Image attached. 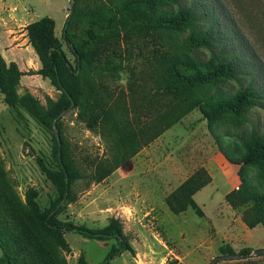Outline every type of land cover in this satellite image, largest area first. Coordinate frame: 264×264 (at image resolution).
Returning <instances> with one entry per match:
<instances>
[{
  "label": "rangeland",
  "instance_id": "374dc122",
  "mask_svg": "<svg viewBox=\"0 0 264 264\" xmlns=\"http://www.w3.org/2000/svg\"><path fill=\"white\" fill-rule=\"evenodd\" d=\"M2 1L8 11L11 6L21 9L17 33L24 43L19 48L29 47L25 53L7 57L3 53L9 46L0 41V64L13 101L9 105L0 91V254L6 252L14 264H101L111 249L121 248L107 264H163L171 259L211 264L216 256H235L219 259L217 264H264V251L253 253L264 248V225L247 227L241 219L245 206L232 208L224 199L226 192L238 186L239 170L255 192L264 191L262 166L240 164L245 153L241 137L253 129L264 134V0L180 1L194 9L199 26L212 34L214 49L233 58L238 81L224 86L232 90L239 84L248 86L253 104L246 107V120L236 129L228 113L208 124L201 111L206 107L200 104L103 180L86 176L76 180L74 200L57 217L92 229L117 228V235L106 240L73 231H49L38 221V213L56 197V188L41 171L37 157L48 167H57L52 122L59 113L56 122L62 138L82 172L91 173L93 160L111 155L107 140L77 118V109L56 112L54 103L61 91L38 73L41 62L24 27L42 16L51 17L55 34L74 65V56L62 39L69 27L68 23L65 28L70 0ZM97 3L100 0H79L76 8L88 11ZM165 8L174 11L176 7ZM132 44L134 57L129 60L123 52L113 58L106 45L100 55L102 81L114 89L115 97L124 94L125 102L132 80L147 81L149 62L164 40L148 34ZM208 56L204 50L203 58ZM112 58L122 65L108 71L106 62ZM179 71L191 73L185 66ZM200 167L210 176L194 194L203 216L191 208L171 212L165 197ZM246 248L250 251L242 252Z\"/></svg>",
  "mask_w": 264,
  "mask_h": 264
},
{
  "label": "trees",
  "instance_id": "16d2710c",
  "mask_svg": "<svg viewBox=\"0 0 264 264\" xmlns=\"http://www.w3.org/2000/svg\"><path fill=\"white\" fill-rule=\"evenodd\" d=\"M180 1L100 0L90 10L82 12L76 8L79 0H74L69 27L62 34L74 56V65L69 62L61 40L55 34V21L51 17L42 16L26 25L28 40L41 62L38 73L49 77L61 91L59 101L54 103L56 112L69 107L73 101L77 118L107 140L111 154L93 160L95 165L91 173L82 172L69 155L56 122L60 138L59 145L55 137L57 167H48L42 158L37 157L41 171L56 188V197L38 213V221L47 230L59 233L73 231L97 240L117 235L118 230L112 225L92 229L57 217L59 210L74 200L76 180L84 176L96 182L103 180L200 104L206 107L201 111L208 124L225 113L231 115L229 123L234 129L246 120L244 111L253 104V92L241 84L234 90L224 86L230 80L238 81V69L233 58L223 50L214 49L212 34L199 26L194 9ZM165 5H175L176 8L169 10ZM148 34L161 37L164 45L149 62L151 71L147 72V81H131L128 102H125L124 94L119 93L115 97L114 89L102 81L100 55L106 45L113 58L122 56L123 52L129 60L134 57L132 41ZM121 42L125 43L123 49ZM204 50L209 53L206 60L203 58ZM113 58L106 62L108 71L122 65L121 62L116 64ZM182 66L189 68L191 73L182 74L179 71ZM4 78L0 64V91L5 95V101L13 105ZM241 139L245 147L241 166L259 164L264 171V134L253 129ZM238 175L240 182L225 193V201L232 208L245 206L241 219L247 227L264 225V191L255 192L241 170ZM209 181L210 176L204 168L195 170L165 197L169 210L178 214L191 208L198 216H203L194 194ZM120 249H111L101 264H107ZM244 251L250 250L246 248ZM0 264L14 263L3 251ZM163 264L183 263L171 259Z\"/></svg>",
  "mask_w": 264,
  "mask_h": 264
},
{
  "label": "crops",
  "instance_id": "0c3cea01",
  "mask_svg": "<svg viewBox=\"0 0 264 264\" xmlns=\"http://www.w3.org/2000/svg\"><path fill=\"white\" fill-rule=\"evenodd\" d=\"M7 1L9 2V0ZM2 2L3 1L0 0V41L5 42L6 45L9 46L8 49H4L3 55L5 56L7 55L8 57L11 56L12 54L18 55L23 52L25 53V49H28L29 46L25 45L24 48L23 47L19 48V44L24 43V40L19 41L21 40L18 38L20 34L17 33L18 30L17 28L19 27V15L23 13L21 12L20 8L19 10H17V6L15 7L11 6L10 11H8L7 8L4 9V5ZM27 24H25L24 27H26Z\"/></svg>",
  "mask_w": 264,
  "mask_h": 264
},
{
  "label": "water",
  "instance_id": "95a60500",
  "mask_svg": "<svg viewBox=\"0 0 264 264\" xmlns=\"http://www.w3.org/2000/svg\"><path fill=\"white\" fill-rule=\"evenodd\" d=\"M73 1H74V0H70L69 12H68V16H67V20H66L65 28H66V26H67V24H68V21H69V18H70V16H71V14H72V12H73ZM65 28H64V29H65ZM72 107H73V101H71L70 106L67 107V108L64 110V112L68 111V110H69L70 108H72ZM61 114H62V113H59V114L53 119V122H52L53 127H54V134H55V137H56L57 142H58L59 145H60V138H59V131H58V128H57V126H56V120L61 116ZM59 150H60V149H59ZM263 251H264V248H261V249H258V250H254L253 253L256 254V253L263 252ZM118 254H119V251L117 252V254H116L115 256H113V257L110 258V259L115 258ZM233 257H235V256H216L215 258H213V259L211 260L210 263H211V264H217L216 261L219 260V259H228V258H233Z\"/></svg>",
  "mask_w": 264,
  "mask_h": 264
}]
</instances>
